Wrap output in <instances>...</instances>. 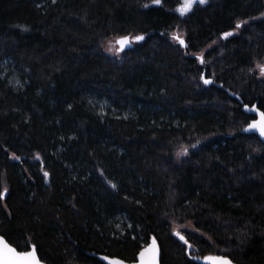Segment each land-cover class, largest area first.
Instances as JSON below:
<instances>
[{
  "label": "trees",
  "instance_id": "16d2710c",
  "mask_svg": "<svg viewBox=\"0 0 264 264\" xmlns=\"http://www.w3.org/2000/svg\"><path fill=\"white\" fill-rule=\"evenodd\" d=\"M181 5L0 0V236L16 250L133 262L155 237L160 264H264V145L241 133L243 105L264 112V2ZM188 224L189 251L172 232Z\"/></svg>",
  "mask_w": 264,
  "mask_h": 264
},
{
  "label": "snow or ice",
  "instance_id": "6c2138e0",
  "mask_svg": "<svg viewBox=\"0 0 264 264\" xmlns=\"http://www.w3.org/2000/svg\"><path fill=\"white\" fill-rule=\"evenodd\" d=\"M206 0H199L200 4H204ZM53 3H55V0H53ZM154 4H160L161 0H153ZM193 0H187V3L182 6L179 11L183 15L185 12H187L191 6H192ZM147 7V5H144ZM246 23V22H245ZM241 27L240 23L236 24V28L239 29ZM232 35V33H224L225 38ZM135 40L140 41L143 40L144 37L142 35L134 37ZM128 41L127 37H123L120 39L119 43L121 44V48L125 45V43ZM181 44L184 43L183 40L180 41ZM260 68L261 75L264 76V64L258 65ZM204 81L205 84H211V80L204 79L203 76L200 77ZM246 110H248V105L244 106ZM251 111H257L255 105L252 106ZM260 119L256 120L253 119L251 123H248L247 126L243 129L244 131H249L255 129L259 132V135L261 137H264V112H260ZM187 150L181 149L180 152L177 153L178 156L180 155H186ZM15 159H19V157H14ZM45 178H47L48 173H44ZM113 188L116 187L115 184L111 185ZM6 191V189H5ZM2 195V194H0ZM176 236L179 237L181 241L184 242V244L188 245L189 248H191V244L188 243V240L185 239L183 235H181L179 232L174 233ZM0 245H2V249H0V264H41L40 259L37 257V250L36 246H32L31 251H23L18 252L15 248L9 247L7 243H5L2 239H0ZM153 255L155 257L156 253L158 252L157 248V242L156 238L153 237ZM141 257H143V253H141ZM103 259H108V257H104ZM208 259H213L217 262V264H231V261L228 260L226 257H211ZM111 264H123V261L114 260L111 262Z\"/></svg>",
  "mask_w": 264,
  "mask_h": 264
},
{
  "label": "water",
  "instance_id": "95a60500",
  "mask_svg": "<svg viewBox=\"0 0 264 264\" xmlns=\"http://www.w3.org/2000/svg\"><path fill=\"white\" fill-rule=\"evenodd\" d=\"M182 7V6H181ZM128 38V41L125 43V45L123 46V48H121V44L119 43L120 39L123 38H118L116 40V45L118 47V52H124L130 48H132V43L130 41V38L128 36H126ZM174 39L177 41V43L180 45L181 49H185L186 48V43L184 41L183 44L180 43V41L182 39H180L178 36H174ZM204 77V73L201 75ZM202 80V79H201ZM202 82L204 83V81L202 80ZM205 84V83H204ZM206 86H209L210 84H205ZM236 99L238 100V102L242 105L243 102L238 98L236 97ZM257 111H251V108L252 106H248V110L245 109V105L242 106V111L244 114L246 115H249V116H252L254 119L256 120H259L260 119V115L259 113L262 112L258 109L257 105L254 104ZM252 120L249 122L251 123ZM245 128V127H244ZM243 128V129H244ZM242 129L241 133L244 134V135H254V136H257L258 139L260 140V142L264 145V137H261L259 135V132L256 131L255 129L253 130H249V131H244ZM176 238L181 242V243H184L183 241H181L179 239L178 236H176ZM0 239H2L5 243H7L9 245V247H12L3 237L0 236ZM157 242V241H156ZM153 238L150 239L149 243L144 246L136 255L135 257V260L133 262H125L121 259H118V258H112V257H108V259H103L104 257H107V256H103V255H93L96 259H98L102 264H111L112 261L114 260H119V261H123V264H160V248H159V245L157 243V248H158V252L156 253L155 257L153 255ZM14 248V247H13ZM0 249H2V245H0ZM32 249L28 250V251H31ZM189 247H187V251H189ZM18 251V250H17ZM18 252H23V251H18ZM141 253H143V257H141ZM38 257V255H37ZM211 257H224V256H218V255H212V256H206L204 258H200V259H196V261L199 263V264H217V262L213 259H208V258H211ZM39 258V257H38ZM227 258V257H226ZM228 260H230L229 258H227ZM41 261V260H40ZM231 261V260H230ZM41 264H46L44 262L41 261ZM231 264H235L234 262L231 261Z\"/></svg>",
  "mask_w": 264,
  "mask_h": 264
},
{
  "label": "rangeland",
  "instance_id": "374dc122",
  "mask_svg": "<svg viewBox=\"0 0 264 264\" xmlns=\"http://www.w3.org/2000/svg\"><path fill=\"white\" fill-rule=\"evenodd\" d=\"M194 1H195V3L193 2L194 5H192L191 8H190L188 11H190V10L195 6V4H196V5H201V4L199 3V0H194ZM263 2H264V0H263ZM205 3H206V2H205ZM205 3H204V4H205ZM188 11H187V12H188ZM187 12H185V14H186ZM260 18H264V12H263V14L260 16ZM233 33H234V32H232V35H233ZM172 35H173V37H174V36H178L180 39L184 40V35H182V33H180V32H178V33H177V32H174ZM174 41L177 42L175 39H174ZM184 41H185V40H184ZM136 42H138V41L135 40L134 38L131 39V43H132V45H133L134 43H136ZM117 50H118V47H117V45H116V40L110 41V42L107 44L106 48H105L106 53L109 54V55H115ZM199 55H201V54H199ZM261 64H264V62L257 63V64L255 65V71L258 73V75H259L260 77L264 78V76L261 75L260 68L258 67V65H261ZM182 156H184V155H180L179 157H182ZM183 230L192 231L191 225L188 224V225H186V226H182V227H174L173 230H172V232H173V234L176 233V232H179L181 235H183ZM174 235H175V234H174ZM175 236H176V235H175Z\"/></svg>",
  "mask_w": 264,
  "mask_h": 264
},
{
  "label": "flooded vegetation",
  "instance_id": "af4514ba",
  "mask_svg": "<svg viewBox=\"0 0 264 264\" xmlns=\"http://www.w3.org/2000/svg\"><path fill=\"white\" fill-rule=\"evenodd\" d=\"M193 2L195 3V1L193 0ZM187 3V0H182V5L181 6H184L185 4ZM192 5H194L193 3H192ZM181 6H180V8H181ZM179 8V9H180ZM179 13H181L180 11H179ZM185 14V13H184ZM183 14V15H184Z\"/></svg>",
  "mask_w": 264,
  "mask_h": 264
},
{
  "label": "bare ground",
  "instance_id": "6f19581e",
  "mask_svg": "<svg viewBox=\"0 0 264 264\" xmlns=\"http://www.w3.org/2000/svg\"><path fill=\"white\" fill-rule=\"evenodd\" d=\"M196 5V4H195ZM180 7H178V9H179Z\"/></svg>",
  "mask_w": 264,
  "mask_h": 264
}]
</instances>
